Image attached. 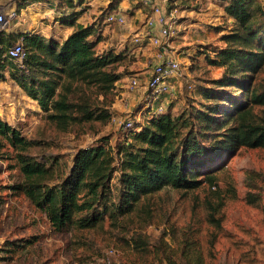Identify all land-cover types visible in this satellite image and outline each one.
<instances>
[{"label": "rangeland", "instance_id": "obj_1", "mask_svg": "<svg viewBox=\"0 0 264 264\" xmlns=\"http://www.w3.org/2000/svg\"><path fill=\"white\" fill-rule=\"evenodd\" d=\"M115 1L85 0L83 8L98 19L84 26L95 30L92 40L98 41L97 54L117 56L109 68L120 80L108 96L96 87L73 83L66 93L77 107L66 127L49 120L22 87L23 64L11 62L0 69V118L34 143L21 152L0 137V199L5 201L0 206V248L23 238L36 241L14 257L0 251V264H169V260L175 264H264V149L241 148L208 163L205 169L212 168L216 174L215 190L208 184L194 192L166 189L140 205L143 219L137 213L113 224L106 219L94 230L69 226L56 231L45 210L35 207L24 193L9 189L24 181L22 158L47 167L53 163L52 175L43 182L53 186L69 174L78 150L106 138L112 146L122 142L127 132L122 124L129 118L142 123L147 110L160 104L164 113L173 116L192 107L199 109L207 102L205 92L218 88L214 83L221 80L224 69L211 60L225 49L222 38L234 28V19L225 12L227 0H165L168 12L177 10L176 34L168 41V51L178 57L181 73L169 81L173 95H162L156 104L146 82L158 49L149 45L141 49L136 42L150 12L128 0L134 12L127 16V24L110 26L103 18L114 9ZM20 41L14 40L11 46ZM133 78L140 86L134 92L128 87ZM258 86L264 90V72ZM240 93L234 88L222 90L223 106L230 107L226 98L232 96L241 101ZM86 110L108 112L111 119L86 121Z\"/></svg>", "mask_w": 264, "mask_h": 264}, {"label": "trees", "instance_id": "obj_2", "mask_svg": "<svg viewBox=\"0 0 264 264\" xmlns=\"http://www.w3.org/2000/svg\"><path fill=\"white\" fill-rule=\"evenodd\" d=\"M66 3L73 10L70 16L61 17L62 23L80 13H74V0ZM225 12L234 19V28L222 38L225 49L211 60L224 73L214 83L218 88L205 92L206 104L178 116L168 112L150 117L152 109L147 110L144 122L135 123L134 129L122 126L127 131L122 142L112 146L106 138L78 150L69 174L53 186L43 183L52 175L53 163L47 167L22 158L24 181L9 189L24 193L35 207L45 210L56 231L69 226L78 231L94 230L106 219L113 224L134 213L143 219L145 201L166 189L194 192L208 184L215 190L216 174L212 168L205 169L208 163L241 148L264 149V90L258 86L264 72V0H227ZM68 23L74 29L62 43L39 34L0 31V69L15 62L10 56L11 43L21 38L25 51L21 85L61 128L69 124L77 107L66 93L73 83L96 87L108 96L120 80L109 68L117 56L97 54L93 27ZM227 88L240 90L243 95L241 101L234 96L226 98L230 99L229 108L223 106L225 98L221 97ZM84 115L86 121L111 119L108 112L86 110ZM0 137L21 152L34 145L1 118ZM4 202L0 199V206ZM35 242L24 238L17 243L10 241L0 251L14 257ZM168 263L175 264L171 260Z\"/></svg>", "mask_w": 264, "mask_h": 264}, {"label": "built area", "instance_id": "obj_3", "mask_svg": "<svg viewBox=\"0 0 264 264\" xmlns=\"http://www.w3.org/2000/svg\"><path fill=\"white\" fill-rule=\"evenodd\" d=\"M12 1L17 2L19 0ZM134 1L141 4V6L150 12L144 32L140 37H136V42L141 49L146 45L158 49L156 64L150 71L146 82L147 90L151 92L153 103L156 104L162 99V95H173L172 86L169 81L181 73V64L178 57L176 54H171L168 51V41L176 34L175 27L177 18L175 17V13L177 10L168 12L163 5L166 2L165 0H163L164 2L160 0ZM15 18L16 12L7 15L0 13V30L3 31ZM103 21L110 26H125L127 24V15L121 9H116L106 13ZM10 56L15 62L24 64L25 51L21 42L13 45L10 50ZM128 87L132 92L139 89L138 79H131ZM155 96L157 97L155 98ZM164 112V107L160 104L155 110L152 109V115L150 117ZM122 125L127 129H134L135 121L129 118Z\"/></svg>", "mask_w": 264, "mask_h": 264}, {"label": "crops", "instance_id": "obj_4", "mask_svg": "<svg viewBox=\"0 0 264 264\" xmlns=\"http://www.w3.org/2000/svg\"><path fill=\"white\" fill-rule=\"evenodd\" d=\"M84 1L85 0H74L76 4V11L74 13H80L77 17H70L66 22L64 21L65 23H62L63 21H61L60 18L62 16H70L73 10L66 3V0H46L35 3H23L21 0L17 2L12 0H0V13L7 15L16 12V18L3 30V32L14 34H39L47 39H53L62 43L74 29V27L68 23L69 21H76L77 23L86 25L89 22L92 23L94 19H98V17L93 18L91 12L87 11L88 9L85 10V8H83V4L87 3ZM108 2L110 3L111 1ZM113 8L114 9L110 10L121 9L127 16H131L134 12L128 0H116L113 4ZM110 10H108V12ZM138 11H142V9Z\"/></svg>", "mask_w": 264, "mask_h": 264}]
</instances>
